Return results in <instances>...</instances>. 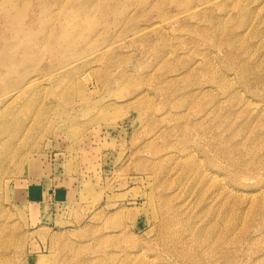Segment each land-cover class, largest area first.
<instances>
[{
	"label": "rangeland",
	"instance_id": "obj_1",
	"mask_svg": "<svg viewBox=\"0 0 264 264\" xmlns=\"http://www.w3.org/2000/svg\"><path fill=\"white\" fill-rule=\"evenodd\" d=\"M0 8V264H264V0Z\"/></svg>",
	"mask_w": 264,
	"mask_h": 264
},
{
	"label": "bare ground",
	"instance_id": "obj_2",
	"mask_svg": "<svg viewBox=\"0 0 264 264\" xmlns=\"http://www.w3.org/2000/svg\"><path fill=\"white\" fill-rule=\"evenodd\" d=\"M10 4V3H9ZM208 4V3H207ZM206 4V5H207ZM200 6H201V4H200ZM78 8H80V9H82L83 7H78ZM10 8H6V9H4V10H1V8H0V11H3V12H0L1 14H0V24L1 25H3V27H8L7 29H9L11 32H13V34H14V36H17L18 35V32H20V26L21 25H18V20H17V18L16 17H14V16H12V14H10V10H9ZM80 14H82V13H78V11H77V14H76V17H80V16H83V15H80ZM73 20H74V22L76 23H80V21H79V18H75V16L73 17ZM21 21H23V20H21ZM8 24H10V25H12L13 24V29H12V26H9ZM0 25V26H1ZM18 25V26H17ZM20 34V33H19ZM92 53V52H91ZM94 53V52H93ZM95 55H97V54H95ZM99 56V55H98ZM81 57V56H80ZM85 57V55L83 56V58ZM89 57V56H88ZM98 58V57H97ZM95 59H96V57H95ZM9 62H12V59H10V61ZM73 62V61H72ZM12 64V63H11ZM68 65V64H67ZM66 66V65H65ZM64 66V67H65ZM75 67V66H74ZM73 67V68H74ZM67 68H69V67H67ZM66 68V69H67ZM72 74H73V72H72ZM33 77H35V76H33ZM32 79V78H31ZM39 79V78H38ZM35 81V80H34ZM14 82H16L17 84H20V81L18 82V80L17 81H14ZM30 82H31V80H30ZM38 84V83H37ZM24 85H26V84H24ZM18 86H20V85H18ZM18 86H16V84H15V90H16V87H18ZM22 87V86H21ZM14 88V87H13ZM26 88V87H25ZM21 89H23V88H20V89H17L16 91H17V94L16 95H14V97H18V95L19 94H21ZM28 89V88H27ZM30 89H31V87H30ZM24 90V89H23ZM25 91V90H24ZM12 94V93H11ZM153 137V136H152ZM154 139V138H153ZM219 180V179H218ZM217 181V180H216ZM219 183H220V181H218ZM227 191H229V190H227ZM232 191V190H231ZM235 192V191H234ZM226 193H228L229 194V192H226ZM242 193V192H241ZM240 192H239V194H241ZM227 194V195H228ZM231 194H232V192H231ZM235 194V196H236V193H234ZM243 194V193H242ZM248 195V194H247ZM232 196H233V194H232ZM238 196V195H237ZM253 196V195H252ZM251 196V197H252ZM247 197V196H246ZM248 198H249V196H248ZM252 199V198H251ZM246 201V200H245ZM160 206V205H159ZM162 207V206H161ZM160 209V208H159ZM162 210V209H161ZM164 228V227H163ZM206 237H209V233L206 231ZM197 238V237H196ZM177 243V242H176ZM181 248V247H180ZM179 249V248H178Z\"/></svg>",
	"mask_w": 264,
	"mask_h": 264
}]
</instances>
